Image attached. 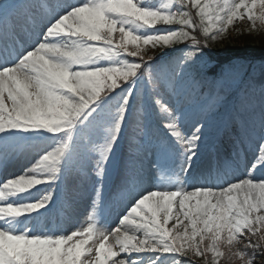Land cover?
<instances>
[{
    "label": "snow or ice",
    "instance_id": "snow-or-ice-1",
    "mask_svg": "<svg viewBox=\"0 0 264 264\" xmlns=\"http://www.w3.org/2000/svg\"><path fill=\"white\" fill-rule=\"evenodd\" d=\"M245 19L264 0H0V264H264V110L199 67ZM213 127L256 143L252 170L194 174Z\"/></svg>",
    "mask_w": 264,
    "mask_h": 264
},
{
    "label": "trees",
    "instance_id": "trees-1",
    "mask_svg": "<svg viewBox=\"0 0 264 264\" xmlns=\"http://www.w3.org/2000/svg\"><path fill=\"white\" fill-rule=\"evenodd\" d=\"M149 2H153V0H149ZM157 27L165 26L158 25ZM237 29V31L232 30L229 26L228 30L218 37L216 42H212L211 53L204 50V56L199 65L200 70L216 73L217 68L223 64L226 58L223 57L225 53L234 56H264V27L255 25L253 28L251 24H241ZM153 53L158 55L160 51L149 46L148 55ZM209 260H211V256ZM221 264H238V262H230L226 258H221Z\"/></svg>",
    "mask_w": 264,
    "mask_h": 264
},
{
    "label": "rangeland",
    "instance_id": "rangeland-1",
    "mask_svg": "<svg viewBox=\"0 0 264 264\" xmlns=\"http://www.w3.org/2000/svg\"><path fill=\"white\" fill-rule=\"evenodd\" d=\"M241 24H250V22H248L246 19L244 21L234 22V24L231 25V29L237 31L238 30L237 29L238 26H240ZM256 25H260V26L264 27V25H262L259 21L256 22ZM241 67H242L241 63L240 62H236L234 64V67L231 70L234 71V69H240ZM263 75H264L263 73H260L256 77L252 78L253 79V84L255 86V89H258L256 86L259 87L263 83V78H264ZM251 94L253 95L252 98H253V100L255 102L251 105V107H249L248 111L245 113V119L246 120H255L256 123L258 124L259 120H260L261 112H262V110H264V90H261V88H260L256 92L252 91ZM251 142H252L251 150L253 151V153H252V151H250L249 153H243V155L240 156L241 160L245 161V163H246L248 157L251 159V161H252L251 163H255V157L259 155V151H258V148L256 146V143L254 141H250V143ZM124 150H126V144H125V149ZM154 158H155L154 156H149V157L145 158L144 161L148 160L150 162L151 166L154 167V174H155V173H157V169L154 166L155 165ZM228 158L233 160L234 162L236 160V158L233 157V156L228 157ZM228 158H225V161L229 163L230 161H229ZM245 163H243V164H245ZM144 165H145V163H144ZM154 174L150 176V179H152L153 177L155 178ZM260 177H264V168L262 169V172L260 173ZM59 195H60V192L57 191L56 196L54 195V197L57 198ZM81 206L83 207V204ZM80 218L82 220L85 219V217H83V216L80 217ZM174 222L175 221L170 222V225H171V223H174ZM109 242H111V238H110ZM133 258H137V257L133 256Z\"/></svg>",
    "mask_w": 264,
    "mask_h": 264
},
{
    "label": "bare ground",
    "instance_id": "bare-ground-1",
    "mask_svg": "<svg viewBox=\"0 0 264 264\" xmlns=\"http://www.w3.org/2000/svg\"><path fill=\"white\" fill-rule=\"evenodd\" d=\"M210 137L208 136V139H209ZM218 142H219V144L220 145H222V143H223V141L222 140H218ZM243 142V145H244V147H242V148H244V149H247V148H250L251 147V145L250 144H252V142L250 143V141H248V140H243L242 141ZM216 143L213 145V147H216ZM230 144H227L226 145V143H224V145H223V147H221L220 148V150L219 151H221L220 152V154L221 155H223V153H225V151H227V152H230L231 151V147L229 146ZM213 149H215V148H213ZM225 151H224V150ZM248 161V163L249 164H247V168H246V170H252V164L253 163H250V160H247ZM17 168H19V164L18 163H14V164H12V165H10V167H9V171H15ZM232 167H230V169H231ZM264 167H257L255 170H253V174L257 177V178H260V173L262 172V169H263ZM245 170V171H246ZM244 171V172H245ZM243 172V173H244ZM143 187H145V185L143 184L142 185Z\"/></svg>",
    "mask_w": 264,
    "mask_h": 264
}]
</instances>
